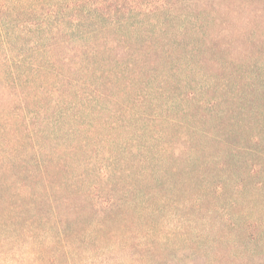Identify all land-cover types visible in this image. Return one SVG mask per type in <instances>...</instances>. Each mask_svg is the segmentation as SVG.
<instances>
[{
  "label": "trees",
  "instance_id": "obj_1",
  "mask_svg": "<svg viewBox=\"0 0 264 264\" xmlns=\"http://www.w3.org/2000/svg\"><path fill=\"white\" fill-rule=\"evenodd\" d=\"M14 42L35 62L0 57L24 124L18 141L19 125L0 116V264H142L181 251L212 264L221 246L241 253L264 238V0H5L0 43ZM78 64L91 85L73 76ZM21 66L56 79L40 108L59 123L53 138L27 119L39 107ZM193 71L210 80L209 101L183 83ZM148 83L154 102L114 97ZM92 94L106 101L96 117L120 107L109 121L81 119Z\"/></svg>",
  "mask_w": 264,
  "mask_h": 264
},
{
  "label": "rangeland",
  "instance_id": "obj_2",
  "mask_svg": "<svg viewBox=\"0 0 264 264\" xmlns=\"http://www.w3.org/2000/svg\"><path fill=\"white\" fill-rule=\"evenodd\" d=\"M3 1L5 0H0V4ZM27 47L29 48L30 46L28 45ZM242 51H245V46L242 47ZM4 56L10 57L13 60L23 58L28 63V65H32L29 63L35 62V60H33V57H32L33 54L31 53V51L22 52V50L20 49V46L17 45V42H14L10 46V51H7L6 46L0 43V57H4ZM47 58H48V55H45L40 60L42 61ZM78 65H79L78 66L79 70L73 76L77 79L80 78L81 76H86L83 78V82L87 83L88 85H91L90 84L91 81H89L87 71L85 70L87 65L83 67H81V64H78ZM22 68L23 67L21 66L19 69L21 70ZM22 70H25V69H22ZM90 71H94V70L92 69ZM66 72H67V67H66ZM101 73H104L105 78H107L108 73L106 70L104 69L98 70L97 76H100ZM8 77L11 79L10 76ZM21 79H22V82L24 83V89H27L29 92L33 94V97L35 98V101L39 107L38 110L36 111H33L31 108L30 109L31 113L27 114V119L30 121V124L33 127L45 128V129H42L44 131V134L40 133V135H47V133L48 134L52 133V138H53L55 135L53 133L59 130V127H60L59 123L55 122L54 117L49 121H43L42 118L44 114L41 113L40 108H41V101L44 98L43 88H46V89L55 88L56 79L53 76L51 77L43 76V78H41L39 77V72L34 73L31 70H25V72H23V76ZM186 79L192 80V83H193L192 85L194 89H196L197 91V99L201 98V99H208L207 101L210 100L211 95L207 94L206 91H204V87H206L207 85H210V80L208 78H205V76L203 77L202 74H200L197 71H193L189 73L187 76L183 77V80H182L183 83ZM104 80L106 79H101L100 77H98L97 83H99L100 81H104ZM140 85L141 84L138 83V86ZM157 85L158 83L156 84L148 83L146 87H143V88L137 87V88L127 91V93L125 92L126 96H123V94L119 92L114 97L121 99V100L125 99L126 103L132 107H141V105L138 103L139 101L136 102L137 99L141 96L147 95L145 99H148L154 102L157 97L156 95ZM3 86L4 88L2 89ZM19 97H20V94L18 90L16 89L15 85H13L12 80L8 82L7 85H5L4 81L0 79V116H2L4 120L6 119L12 124L19 125L18 128H21V129L19 130L17 135L13 138L18 141L22 137L23 128H24V126H22L24 125L23 124V114H21V116H18L16 114L18 113V107L20 104ZM55 97L57 96L55 95L54 99ZM109 99L112 100L114 98L113 96L112 97L110 96ZM105 102H102L100 98L97 99V96L92 94L89 97V101H86L82 105L80 111L84 112L87 116L86 117L81 116V119L85 121L86 125L89 124L93 120H98V118L102 122H107L109 121L108 120L109 117L114 113V110L120 109V107H117L109 113V110L113 109V106L111 103L107 102V104L105 105L106 108H104L105 110L103 109L101 110L102 114H99V116H97L98 118L89 112L92 110H98ZM166 103L167 104H165L164 107L160 109L161 113H165L166 109H168V107L170 106L169 101L168 102L166 101ZM54 107H55V104L53 102L52 108L50 111H52ZM34 113H37L38 115H35ZM127 115H125L126 118H127ZM128 116L130 117L131 115H128ZM46 129H47V132H46ZM98 132H100L101 135H104L106 133V128L104 124H102L101 126L99 125ZM97 144L99 148L104 146L102 140H97ZM103 148H105V146ZM257 242H252L249 245L248 249L241 253L239 252L235 253L234 249H231L228 246H221L218 249V251L219 252L226 251V255L221 257L220 254H217V256H215V258L211 260V263L212 264H264V238L259 243ZM181 255H184L183 251L179 252L178 255L171 256V257H169V254H167L164 258H162L163 260L153 259L149 262H143L142 264H195L191 261L192 258L190 256L181 257ZM203 261L204 260H198L196 264L205 263Z\"/></svg>",
  "mask_w": 264,
  "mask_h": 264
}]
</instances>
